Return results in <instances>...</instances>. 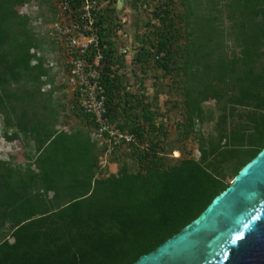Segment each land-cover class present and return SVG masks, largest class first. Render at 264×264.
Returning <instances> with one entry per match:
<instances>
[{"label":"trees","instance_id":"1","mask_svg":"<svg viewBox=\"0 0 264 264\" xmlns=\"http://www.w3.org/2000/svg\"><path fill=\"white\" fill-rule=\"evenodd\" d=\"M106 1L95 21L106 116L135 135L129 149L109 155L118 168L108 174L88 115L69 105L71 123L57 127L66 105L53 99L54 85L43 90L53 77L20 12L30 0H0V128L23 158H0V264H132L196 218L264 147V0H206L201 15L200 0H179L182 10L157 0L136 35L134 91L122 80L128 64L115 40L116 0ZM149 69L172 83L148 95ZM161 93L179 110V140L196 135L197 158L171 156ZM207 112L215 132L203 134L197 126Z\"/></svg>","mask_w":264,"mask_h":264},{"label":"water","instance_id":"2","mask_svg":"<svg viewBox=\"0 0 264 264\" xmlns=\"http://www.w3.org/2000/svg\"><path fill=\"white\" fill-rule=\"evenodd\" d=\"M132 264H264V147L196 218Z\"/></svg>","mask_w":264,"mask_h":264},{"label":"built area","instance_id":"3","mask_svg":"<svg viewBox=\"0 0 264 264\" xmlns=\"http://www.w3.org/2000/svg\"><path fill=\"white\" fill-rule=\"evenodd\" d=\"M72 1L57 0L47 35L59 48L62 84L71 99L70 106H76L94 123L90 136L101 151L99 157L104 165L117 149H129L135 135L120 129L106 116L105 89L101 82L104 45L95 24L105 2L82 0L80 5H73Z\"/></svg>","mask_w":264,"mask_h":264},{"label":"rangeland","instance_id":"4","mask_svg":"<svg viewBox=\"0 0 264 264\" xmlns=\"http://www.w3.org/2000/svg\"><path fill=\"white\" fill-rule=\"evenodd\" d=\"M105 3H108V1L103 0ZM117 1L115 2V5H117ZM57 0H30L29 3L24 5L20 12L23 14H26L30 16L29 25L34 32V34L39 38L41 43V53L44 57L45 63L48 65V76L53 77L52 83L49 82V87L51 85H54L55 92L53 94V99L59 106L66 105L64 108L63 113L60 112V116L62 115V118L58 119L60 121V124L57 125L58 128L67 129L68 125H63V122L71 123L72 119L70 118H64L66 115L67 107L70 105L69 102V96L68 93L65 90L64 85L62 84V77H63V69L60 64V57H59V48L58 45L55 44L53 41L50 40V38L47 35V27L51 20L53 9L55 8ZM121 2H123V6L121 5ZM129 0H120V9H117V15L118 20L121 21V28L116 31L115 40L124 47V44H131V54L135 55L138 51V46L140 44L138 38H136V35L141 37L144 31V26L142 25L141 21H144L148 16H150V11L154 8L155 3H157V0H148L149 5L142 6L139 10H134L132 8L128 7ZM143 2V0H142ZM202 3V7L200 6V10L197 12H194L195 14H203L208 8V3L206 0H200ZM54 6V7H53ZM174 6L179 7L180 10L183 9V5L179 0L174 1ZM193 15V16H194ZM117 20V21H118ZM138 23V24H137ZM52 63V64H50ZM136 69L139 71V64L132 63L131 69ZM159 73V72H158ZM155 71L154 70H147L144 75V85H145V92L148 95H151L154 93V91L158 87L165 88L167 84L172 83L171 77H155ZM139 75H141L139 73ZM124 83L127 85H130L131 90L138 89L139 85L135 83V77L133 76L131 70L127 71L124 75ZM48 86H44L43 90L46 91L49 89ZM166 103L164 104V102ZM158 104L160 105L161 110L164 111L165 117L167 119H164L167 125L168 129V135L169 138L167 140V147L169 146L174 147V150L171 151V156H178L180 153H187L188 151L193 152L194 156L197 158L199 153L196 150V144H195V134L193 133L189 137H187L185 140L180 138L181 137L178 134L177 128H176V122L179 119V110L177 107L173 106V97L167 96V94L161 93L159 94L158 98ZM206 107L214 108L215 107V101H209L206 103ZM61 110V107H59ZM167 109V111H166ZM66 112V113H65ZM213 115H217V113H213ZM199 129V132L203 134H207L209 132L214 133V119H211L209 117L208 112L205 114L204 121L197 126ZM22 151L19 148V143L16 141L9 142L5 140L2 136V131L0 128V158L6 159L11 161L12 163H15L18 160L23 159ZM119 155V154H118ZM121 158V157H120ZM123 158V157H122ZM124 159V158H123ZM107 162L104 163V165L101 163L103 161L102 158L99 157V164L101 167H106L105 174H108L110 172H115L118 168V164L115 162H111L109 160V156L107 157ZM128 160V159H127ZM231 177L226 178V181H230Z\"/></svg>","mask_w":264,"mask_h":264},{"label":"crops","instance_id":"5","mask_svg":"<svg viewBox=\"0 0 264 264\" xmlns=\"http://www.w3.org/2000/svg\"><path fill=\"white\" fill-rule=\"evenodd\" d=\"M121 5L123 6V2H121ZM121 8V6H120V0H118L117 1V5H116V12H117V9H120ZM127 49L128 51H127V53H126V55H125V58H126V63L128 64V71L129 70H131V68H132V62H131V59H132V57L133 56H135V55H133V54H131V44H124V47H123V49Z\"/></svg>","mask_w":264,"mask_h":264},{"label":"clouds","instance_id":"6","mask_svg":"<svg viewBox=\"0 0 264 264\" xmlns=\"http://www.w3.org/2000/svg\"><path fill=\"white\" fill-rule=\"evenodd\" d=\"M26 5V4H25Z\"/></svg>","mask_w":264,"mask_h":264}]
</instances>
